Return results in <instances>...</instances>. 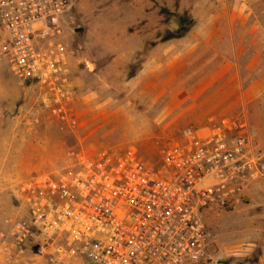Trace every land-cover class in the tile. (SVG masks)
<instances>
[{
	"label": "rangeland",
	"instance_id": "obj_1",
	"mask_svg": "<svg viewBox=\"0 0 264 264\" xmlns=\"http://www.w3.org/2000/svg\"><path fill=\"white\" fill-rule=\"evenodd\" d=\"M63 41L78 127L20 83L0 29V231L23 212L21 181L62 169L81 147L135 145L155 162L186 125L246 121L260 156L231 207L203 212L209 258L258 264L264 244V0H70ZM256 94V95H255ZM255 95V96H254ZM35 244L0 246V264H43Z\"/></svg>",
	"mask_w": 264,
	"mask_h": 264
},
{
	"label": "built area",
	"instance_id": "obj_2",
	"mask_svg": "<svg viewBox=\"0 0 264 264\" xmlns=\"http://www.w3.org/2000/svg\"><path fill=\"white\" fill-rule=\"evenodd\" d=\"M70 0H0L5 54L20 83L34 82L43 109L78 127L63 41ZM246 121L186 125L155 162L135 145L75 149L60 170L21 181L23 212L0 231L18 254L35 244L43 264H202L203 212L241 197L259 158Z\"/></svg>",
	"mask_w": 264,
	"mask_h": 264
},
{
	"label": "crops",
	"instance_id": "obj_3",
	"mask_svg": "<svg viewBox=\"0 0 264 264\" xmlns=\"http://www.w3.org/2000/svg\"><path fill=\"white\" fill-rule=\"evenodd\" d=\"M256 95V94H255ZM254 95V96H255ZM261 246H263V247H260L259 248V252H260V256H259V263L258 264H264V244L263 245H261Z\"/></svg>",
	"mask_w": 264,
	"mask_h": 264
}]
</instances>
